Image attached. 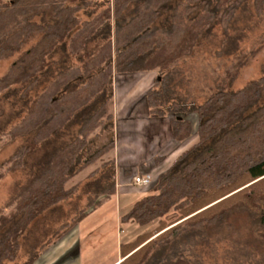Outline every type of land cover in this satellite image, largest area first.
<instances>
[{
    "label": "trees",
    "instance_id": "1",
    "mask_svg": "<svg viewBox=\"0 0 264 264\" xmlns=\"http://www.w3.org/2000/svg\"><path fill=\"white\" fill-rule=\"evenodd\" d=\"M173 1L170 21L157 25L162 8ZM237 2L0 0V60L18 53L0 76V95L20 90L21 96L27 97L51 66L68 57L76 60L57 71L17 123L4 133L0 129V140L4 135L10 139L27 136L0 164V168L7 165L5 172L26 169V158L44 147L35 171L24 183L13 185L11 197L0 207V264L16 258L19 238L35 218L78 191L79 182H68L113 149V138L93 150L89 146L112 125L114 73L154 69L158 77L145 92L146 104L157 115L195 113L198 141L158 175L152 192L136 200L120 222H159L170 211L178 212V218L169 225L160 221L154 237L141 234L121 243L118 264H147L154 250L170 244L176 235L218 225L237 209L249 213L251 229L264 241V104L255 107L264 91V75L238 90L227 89L264 40L248 50L236 51L218 79L217 90L201 103H185L173 85L175 67L170 66L191 51L198 35L217 14L221 13L220 22L227 26ZM263 2L254 0V5L260 10ZM81 11L86 18L80 17ZM45 15L49 22L34 20ZM36 35L37 40L25 47ZM91 42L96 43L89 49ZM58 47H66L67 54L52 59ZM176 117L171 131L182 141L190 136L192 124L184 116ZM74 126L68 141L58 140ZM107 164L103 162L89 176ZM112 193L113 185L96 188L86 204L55 229L53 238L21 264H33L46 248L96 209L98 195ZM170 264L193 262L180 256Z\"/></svg>",
    "mask_w": 264,
    "mask_h": 264
},
{
    "label": "rangeland",
    "instance_id": "2",
    "mask_svg": "<svg viewBox=\"0 0 264 264\" xmlns=\"http://www.w3.org/2000/svg\"><path fill=\"white\" fill-rule=\"evenodd\" d=\"M73 2H76V0H73ZM174 4L175 2L173 1L171 4L162 8L163 13L155 22L157 25L166 24L170 21L171 7ZM97 10L98 8L92 15ZM82 12L79 13L80 17L86 18L87 16ZM220 16L221 13L217 14L215 19L205 26L203 31L198 35L196 43L189 53L175 60L170 65L171 67H175L173 85L186 104L201 103L212 95L217 90L219 77L223 74L224 69L231 64L236 51L248 50L253 46L260 45L262 39L264 40V2L259 10L255 7L254 0H238L233 16L227 26H224L220 22ZM34 20L36 22L50 21L46 15L36 16ZM37 37L36 35L30 38L25 47L34 43ZM96 42L89 43L88 48L91 49ZM66 54V47H58L52 55V59H59ZM17 55L18 53L7 59L0 60V76L6 72ZM71 62L76 63V60L68 57L67 61L59 63V65L51 66L49 71L40 75L39 83L29 92L27 97H22L20 90H12L7 94L0 95V129L3 133L9 130L25 115L28 104L38 92L52 81L57 71L63 69L65 65ZM154 70L156 71L154 79H156L158 73L157 69ZM125 74L130 73H123L122 75L114 73L111 84L112 94L117 80L132 79L134 77V75ZM263 75L264 44L247 60V63L240 69L234 80L228 83L227 89L230 91L238 90L247 82ZM262 104H264V91L255 107ZM110 109L112 111V106ZM163 114H168L169 119L176 117V114L171 112H163ZM179 116L190 119L197 115L195 113H184ZM113 123L114 120L112 125L106 126L101 134L90 142L89 147L91 150L100 147L111 138H114ZM75 129L76 127L74 126L66 130L64 135L58 140L68 141L72 137ZM26 140L27 136H18L10 139L9 135H4L0 140V164L13 154L16 148ZM43 151L44 147L35 150L26 158V169L5 172L7 165L0 168V174L2 175L0 178V207L11 197L13 185L15 183H24L30 174L35 171V164ZM103 162H107L108 164L101 166L96 175L89 176V173L93 169L99 168ZM114 163V158L110 150L93 165L86 167L78 175L73 177L67 185L79 182L78 191L72 198L47 209L35 218L19 238L20 247L16 258L13 261L6 260L3 264H21L28 256L36 252L42 243L47 242L49 238H53L55 229L60 224L68 222L77 210L86 204L89 196L94 193L96 188H105L112 185L115 187L116 171ZM151 185H146L145 187H150ZM109 196L108 194L98 195L97 200L99 202L97 207L107 200ZM8 211L9 208L6 209V212ZM104 211L98 210L92 216L91 222H95L96 228L83 236L81 245L77 250L85 252L87 247L89 249L94 248L100 253L98 257H105L107 259L115 255L113 244L116 239L117 228L119 226L121 227V223L118 221L119 218L116 215V211L115 214L111 213L110 208ZM178 215V212L170 211L160 221L161 223L164 222V225H169L178 218ZM160 221L158 224H154V227L150 228L149 232L144 234L155 236L160 227ZM70 230L60 239L64 238ZM73 255H76V246L74 249L68 251L60 259V262ZM180 256L189 259L193 264H264V241H261L251 229L249 213L246 210L237 209L228 213L225 219L218 225L210 226L197 232L176 235L167 246L156 248L147 264H170L171 261Z\"/></svg>",
    "mask_w": 264,
    "mask_h": 264
},
{
    "label": "crops",
    "instance_id": "3",
    "mask_svg": "<svg viewBox=\"0 0 264 264\" xmlns=\"http://www.w3.org/2000/svg\"><path fill=\"white\" fill-rule=\"evenodd\" d=\"M155 72L151 70L125 74L134 75V77L119 79L114 87L112 105L114 146L111 150L116 171L114 193L78 222L64 238L46 248L33 264H118L122 259L120 244L149 232L154 224H158V219L144 225H139L132 219L121 223L120 217L128 212L136 200L152 192L158 175L165 172L181 153L195 144L198 141V135L197 116L188 119L192 124L190 136L178 141L172 135V119L168 118L169 115H157L151 112L144 96L147 89L154 83ZM143 174L151 176L150 184L152 185L150 187L134 186L133 177ZM108 208L111 209L112 214L116 211L118 221L121 223V227L117 228L113 244L115 255L107 259L98 257L100 253L88 247L85 252L78 251L83 236L96 228L95 222H91L92 216L98 210L107 211ZM75 246L76 255L60 262V259ZM83 257H86L85 260Z\"/></svg>",
    "mask_w": 264,
    "mask_h": 264
},
{
    "label": "built area",
    "instance_id": "4",
    "mask_svg": "<svg viewBox=\"0 0 264 264\" xmlns=\"http://www.w3.org/2000/svg\"><path fill=\"white\" fill-rule=\"evenodd\" d=\"M133 182L135 185H138V186H146L150 184L151 177L149 174L135 175L133 177Z\"/></svg>",
    "mask_w": 264,
    "mask_h": 264
}]
</instances>
